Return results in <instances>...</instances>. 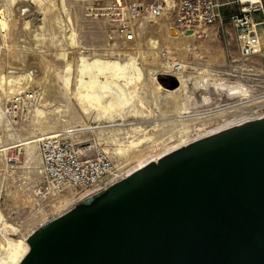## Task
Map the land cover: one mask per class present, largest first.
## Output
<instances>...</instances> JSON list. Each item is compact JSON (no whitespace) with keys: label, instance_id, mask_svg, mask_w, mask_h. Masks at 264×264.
I'll use <instances>...</instances> for the list:
<instances>
[{"label":"rangeland","instance_id":"1","mask_svg":"<svg viewBox=\"0 0 264 264\" xmlns=\"http://www.w3.org/2000/svg\"><path fill=\"white\" fill-rule=\"evenodd\" d=\"M220 2L225 4L222 17L226 20L222 26L220 23L211 26L208 36L197 33L194 39L177 49L169 41L172 14L165 13L157 20L145 14L138 22L128 21L138 35L135 42L124 44L116 30L119 23H115V19L88 14L89 0H0V11L5 12L10 23L7 32L0 28V75L5 71L18 75L27 68V73L32 70V79L37 81L25 79L17 85H27L21 91H28L35 99L28 102L23 112L0 120V146L9 147L5 155L0 154V209L6 221L19 230L15 238L22 239L24 227L35 219L47 220L77 202L73 198L74 190L59 197L40 199L36 196L41 184V158L36 143L30 147L24 143L36 135L68 132L88 125L95 127L94 132L73 133L71 137L84 155H93L98 149L107 152L120 175L127 174L126 167L130 165L121 157L126 154L125 149L152 151L148 153V161L243 117H264V32L258 31L260 49L254 44L248 45L254 53L246 54L245 43L230 20L244 4L240 0ZM18 8L19 13H14ZM23 8L29 11L24 12ZM151 39L158 40L154 44ZM93 59L99 67L92 69L89 62ZM173 62L186 66L180 78L174 70L171 72L175 74L169 73L167 66ZM109 64L119 71L124 69L120 80L127 74V77L133 76L140 93L132 103L139 115H128L122 126H119L123 123L121 120L114 123L108 119L96 120V111L93 115L86 113L74 99L77 73L83 72L86 78L90 71H96L104 79L118 78L115 73L107 72ZM172 78L177 81V88L185 84L177 100L181 109L174 114L181 112L182 118L173 115L164 119L167 116L160 113L165 111L166 99L148 92L154 86L150 79L172 89ZM123 84L124 81L120 86ZM1 88L0 108L5 111L12 95L5 93L8 89ZM114 124L118 126L109 127ZM132 128L140 129L134 132ZM131 139L136 141L132 146L126 143ZM118 145L122 150H115ZM16 151L20 159L5 172L6 161ZM146 161L134 163L130 171ZM8 187L14 192L23 190L27 195L33 194L34 200L29 205L14 208L7 196Z\"/></svg>","mask_w":264,"mask_h":264},{"label":"water","instance_id":"2","mask_svg":"<svg viewBox=\"0 0 264 264\" xmlns=\"http://www.w3.org/2000/svg\"><path fill=\"white\" fill-rule=\"evenodd\" d=\"M7 239L0 264H264V117L153 157Z\"/></svg>","mask_w":264,"mask_h":264},{"label":"built area","instance_id":"3","mask_svg":"<svg viewBox=\"0 0 264 264\" xmlns=\"http://www.w3.org/2000/svg\"><path fill=\"white\" fill-rule=\"evenodd\" d=\"M168 1L172 3L171 6H168ZM222 7L219 0H92L88 14L115 19L114 22L119 23L116 30L120 39L124 44H131L135 42L137 33L127 22H138L145 14L153 20L163 17L165 13L172 14L170 29L197 33L217 23L222 26L226 20L222 17ZM257 12H264L262 0L245 3L238 14L230 17L239 38L245 43L243 51L246 54H252V50H248L250 47L247 48L248 36L254 27L253 17ZM28 94L27 91L14 96L8 107H4L6 115L14 117L19 111L23 112L28 102L35 99ZM71 136L66 132H57L39 134L33 138L42 162L39 170L41 184L36 190V196L40 199L59 197L74 190V201H78L125 175L117 173V167L107 152L98 149L93 155H84ZM19 159L20 153L16 151L6 161V169L13 168L12 164Z\"/></svg>","mask_w":264,"mask_h":264},{"label":"bare ground","instance_id":"4","mask_svg":"<svg viewBox=\"0 0 264 264\" xmlns=\"http://www.w3.org/2000/svg\"><path fill=\"white\" fill-rule=\"evenodd\" d=\"M8 1L11 2V0H8ZM250 1H253V0H243L241 3L245 4V3L250 2ZM171 5H172V3L170 1H168V6H171ZM17 7L21 8L18 5H17ZM15 10H16V8H15ZM19 11H20V9L17 12L15 11L14 13L18 14ZM26 15H27V13H26ZM15 17L18 18L17 16H15ZM37 18H38V16H37ZM9 26H10V23L8 22V19L6 18L5 12L1 10L0 11V28L5 33V32H7L9 30V28H10ZM169 30H170V28H169ZM195 37H196V33L186 34L184 32H178L177 31L175 33V35H171L170 34L169 41L177 49H181L183 44H184V42H189L190 39H194ZM157 40H155V39L152 40L151 39V41L154 42V44H156ZM248 50L251 51L250 49H248ZM252 53H254V52H252ZM79 58H81V57H79ZM89 63H90V67L92 69L94 67H96V68L99 67V65L96 66V64L94 62V59L91 60ZM167 68H168V70H170L169 73H174V72H171V70H174L176 75H178V77L180 78L182 76V73L186 69V66L184 64H182V63H174L173 62V63L168 64ZM123 70L124 69L121 68L120 71H119L113 65L109 64L107 72L115 73L118 76V78L117 77H112V78H109V79H104L102 76L99 77L97 75L96 71H94V72L92 71V73H91V71L89 70L90 73H88L86 78L82 76L83 72L77 73L78 74L77 75L78 78L76 79V81L74 80L75 82H74V85H73V87H74L73 93H74V96H75L74 99L77 101L79 106L86 113L91 112V114L93 115L92 112L96 111V115H95V119L96 120L108 119V120L112 121L113 123L118 121V120H121L123 123L119 124V126H122L124 124V122H126L124 120L126 119V117L128 115L133 116V117H136L137 115H139L138 112L135 110V105H133L132 103H133L134 97H138V94H140L138 89L136 88V84L137 83L136 84L134 83V81L136 79L134 80L133 76L132 77H127V75H128L127 74L122 80H120V78L123 75ZM0 72H1V70H0ZM31 72H33V71L31 70L30 73L29 72L27 73V68H26V70L24 72H22V73H20L18 75L17 74H12L10 71H5L4 74L0 75V87H2L1 89L5 90V91L8 89L9 92H5V93L6 94L7 93L11 94L12 95L11 99L14 96H16V95L21 94L22 92H24V91H21V90L25 89V87L27 86V85L26 86H21V87L17 86V85H21L22 84L21 81H25V79H29V80L37 83V81L32 79V73ZM10 76H16V77H12V79H11ZM140 76H142V75H140ZM44 77L42 76L41 79L44 80L45 79ZM15 78H17V79H15ZM18 78H21V79H18ZM123 81H124V84L122 86H120V83H123ZM150 82L154 86L148 92H150V94H152L154 96L155 95H159L160 97H163L164 99H166L165 102H167V106L165 108V111H162L160 113V115L161 116H167L164 119L171 118L175 113L178 112L177 111L178 108H179V110L181 109L178 106L177 100L180 97V95L182 94L185 84L183 83L184 85L183 84H182V86L180 85V87L177 88V89H167V88H165L163 86H160L155 81V79H150ZM123 86L127 90H125L123 88ZM29 87H31V85ZM0 93H1V91H0ZM139 100L141 101V104L144 103L143 98H141ZM117 102H119V103H117ZM122 102H126V103L123 104ZM159 108L161 109L160 105H159ZM178 114L179 115H174V116H176V118H182L181 112L178 113ZM7 117L8 116L6 115V112L3 111L2 108H0V120H2L3 118H7ZM160 120H163V119H160ZM113 126L117 127L118 125L114 124V125H110L109 127H113ZM94 129H95V127H91V126L88 125V126H85V127L81 128V129L70 130V131H68L66 133H68V135H72L73 133H78V132H83V131H93ZM139 129L140 128H134V129L132 128V131L136 132V131H139ZM50 133L51 132H45V133H42V134H50ZM52 133H55V132H52ZM129 134H130V131L127 132V135H129ZM33 138L28 139L27 142H24V143L27 146L30 147L32 144L36 143L35 140H33ZM132 139L130 141H126V143H128V144H130L132 146V144L134 142H136L135 140H132ZM19 140H21V139H17V141H19ZM16 146H19V144H17ZM10 147L13 148V146H10ZM20 147H23V146H20ZM8 148H9L8 146H0V154L5 155L7 153V151H8ZM116 148H117V149H115L116 151L117 150H122L121 145H118ZM124 151H126V154L121 156V157L126 158V160L129 161V163H130L129 167H126L127 173L130 172V170H131L130 166L131 165H133L134 163L136 164L137 162L140 163V162L146 161V159L148 158L147 157L148 153L150 154V152H152V151H148V152L147 151H141V150H138V149L135 150V151H133L132 149H130V150L125 149ZM7 169L5 168V172H8ZM10 187H11V185H10ZM8 189L9 190H8L7 196L11 200L14 208L15 207H19V206L29 205L34 200L33 194H28L27 195L26 193L23 192V190H21V192L20 191L14 192L9 187H8ZM17 192H19V193H17ZM6 220L7 219L5 218L3 211L0 209V233L4 232L5 234H8V239L6 241H10V240H13V239H17V240L20 241L21 238H15L14 237V236H18L20 234L19 230L16 228L15 225L9 224ZM44 220H45V218H37L33 222H31L29 225L25 226L23 231H22V232H25L23 236L25 237L26 235H28L31 231H33L40 224H42V222H44ZM12 235H13V238H12ZM24 237H22V239Z\"/></svg>","mask_w":264,"mask_h":264},{"label":"crops","instance_id":"5","mask_svg":"<svg viewBox=\"0 0 264 264\" xmlns=\"http://www.w3.org/2000/svg\"><path fill=\"white\" fill-rule=\"evenodd\" d=\"M220 1V0H219ZM92 0H89V3H91ZM263 4H264V0H262ZM223 4V3H222ZM225 4H223V7H224ZM222 11V10H221ZM253 24H254V27L251 31V33L249 34L248 38H249V45H256L259 49H260V46H261V43H260V34L258 33V31H263V28H264V12H257L254 17H253ZM236 29V28H235ZM209 31L210 30V27H205V28H202L199 32L197 33H205L208 34L210 33ZM237 31V30H236ZM238 32V31H237ZM196 33V34H197ZM138 35V33H137ZM137 37V36H136ZM136 41V40H135ZM252 49V48H250ZM258 52V51H257ZM256 52V53H257ZM41 164L42 162L40 163V167H41ZM11 185V184H10ZM10 207L12 208V206L10 205Z\"/></svg>","mask_w":264,"mask_h":264}]
</instances>
